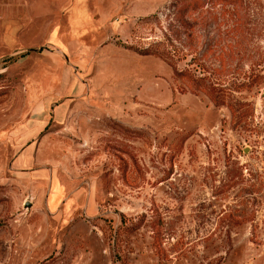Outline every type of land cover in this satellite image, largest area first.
I'll use <instances>...</instances> for the list:
<instances>
[{
  "label": "rangeland",
  "instance_id": "obj_1",
  "mask_svg": "<svg viewBox=\"0 0 264 264\" xmlns=\"http://www.w3.org/2000/svg\"><path fill=\"white\" fill-rule=\"evenodd\" d=\"M0 264H264V0H0Z\"/></svg>",
  "mask_w": 264,
  "mask_h": 264
},
{
  "label": "water",
  "instance_id": "obj_2",
  "mask_svg": "<svg viewBox=\"0 0 264 264\" xmlns=\"http://www.w3.org/2000/svg\"><path fill=\"white\" fill-rule=\"evenodd\" d=\"M29 50H31V49H26L25 50V52H28ZM37 50V49H36ZM22 52H24V51H21L20 53H22ZM11 56V55H10ZM6 58V57H5ZM4 59V58H3ZM25 207H29L30 206V203L29 202H26L25 203V205H24Z\"/></svg>",
  "mask_w": 264,
  "mask_h": 264
}]
</instances>
